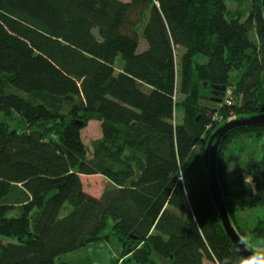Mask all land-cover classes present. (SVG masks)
I'll use <instances>...</instances> for the list:
<instances>
[{
    "label": "trees",
    "instance_id": "trees-1",
    "mask_svg": "<svg viewBox=\"0 0 264 264\" xmlns=\"http://www.w3.org/2000/svg\"><path fill=\"white\" fill-rule=\"evenodd\" d=\"M230 1L0 0V112L28 126L0 118V264H58L111 238L123 247L112 264L247 258L226 233L205 170L218 127L264 113L262 0H247L243 15ZM91 120L102 135L88 146ZM249 133L264 136V125L230 131L217 162L247 246L264 239V218L248 235L236 212L264 207V153L245 163L252 186L236 190L223 159ZM95 174L114 187L89 193L82 176ZM19 192V205L7 199Z\"/></svg>",
    "mask_w": 264,
    "mask_h": 264
},
{
    "label": "rangeland",
    "instance_id": "rangeland-1",
    "mask_svg": "<svg viewBox=\"0 0 264 264\" xmlns=\"http://www.w3.org/2000/svg\"><path fill=\"white\" fill-rule=\"evenodd\" d=\"M230 8L233 11L241 12L243 15L247 10V0H231L229 3ZM147 47V41L143 36L140 37V48L139 51L144 50ZM180 54L181 51L179 48L176 50L177 55V70H178V81H179V73H180ZM177 99L180 98L179 94L176 96ZM183 115V112L180 109L176 111V117L178 120ZM0 118L4 121H7L8 125L11 128L26 130L28 129L27 124L22 121L21 116L18 113H14L10 116H4L0 112ZM101 123L97 120H91L82 130V137L84 142L91 146V143L94 139L101 137ZM264 153V136L258 137L255 134H246L235 138L231 144H229L228 149L225 151L223 164H225L226 168L229 169L233 178L230 179V187L234 190L240 189L243 187L252 186V177L251 174L247 172L245 167V163L247 159L251 156H255L260 158ZM240 172L241 177L235 178L236 175ZM85 190L93 195H101L102 192L107 188L114 187V184L105 176L100 174L95 175H84L82 176ZM22 193H12L7 199L12 201H18L19 205V197ZM17 205V204H16ZM264 218V207H246L244 209H240L236 212V225L241 230L248 233V235H252V230L255 225L258 223L260 219ZM248 246L250 249L255 252L256 249L264 248V239H258L253 236L249 238ZM112 255L116 256L115 258H119L121 256V252L123 247L118 239L111 238L110 241H107ZM97 245V244H94ZM86 246L80 248L78 250L66 253L61 255L57 259L58 264H95V258H100L98 261L101 264H107L108 257L106 260L104 257L102 258V253L97 257L93 251V255L91 249L97 246ZM96 252V251H95ZM156 259L160 260V264H166L165 262H161L162 259L156 257ZM107 261V262H106ZM112 264V263H111ZM207 264H216L210 261H207Z\"/></svg>",
    "mask_w": 264,
    "mask_h": 264
},
{
    "label": "water",
    "instance_id": "water-1",
    "mask_svg": "<svg viewBox=\"0 0 264 264\" xmlns=\"http://www.w3.org/2000/svg\"><path fill=\"white\" fill-rule=\"evenodd\" d=\"M262 5L264 10V0H262ZM216 88H221L223 91L226 89V87ZM79 124L83 125V122H79ZM262 125H264V113L250 116L233 117L232 119L223 123L214 131V133L209 139L205 154V170L208 174V184L215 204L217 206L219 217L223 223L227 235L229 236L231 241L239 248V250L245 257L253 255L254 252L243 241L236 228L234 227V224L229 215L222 187L217 174L218 153L219 148L222 145L223 139L233 129L244 126Z\"/></svg>",
    "mask_w": 264,
    "mask_h": 264
},
{
    "label": "crops",
    "instance_id": "crops-1",
    "mask_svg": "<svg viewBox=\"0 0 264 264\" xmlns=\"http://www.w3.org/2000/svg\"><path fill=\"white\" fill-rule=\"evenodd\" d=\"M94 244H97V245H94ZM97 246V247H93L92 249H91V252H92V255H93V251H94V253H95V255L98 257L99 256V254H101L102 253V258L104 257V259H105V255H106V260H107V257H108V262H107V264H111L112 263V259L113 258H115L116 256H114V255H112V253H111V249H110V247H109V245H108V243H107V241H98V242H92V243H90V244H88L87 246ZM91 248V247H90ZM96 251V252H95ZM94 256V255H93ZM100 257V256H99ZM98 259H100V258H95L94 257V260H95V264H101L99 261H98Z\"/></svg>",
    "mask_w": 264,
    "mask_h": 264
},
{
    "label": "clouds",
    "instance_id": "clouds-1",
    "mask_svg": "<svg viewBox=\"0 0 264 264\" xmlns=\"http://www.w3.org/2000/svg\"><path fill=\"white\" fill-rule=\"evenodd\" d=\"M225 264H228L227 260ZM238 264H264V248L256 249L253 255L240 259Z\"/></svg>",
    "mask_w": 264,
    "mask_h": 264
}]
</instances>
